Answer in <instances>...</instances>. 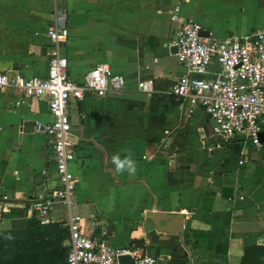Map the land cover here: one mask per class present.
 <instances>
[{"label": "crops", "instance_id": "obj_1", "mask_svg": "<svg viewBox=\"0 0 264 264\" xmlns=\"http://www.w3.org/2000/svg\"><path fill=\"white\" fill-rule=\"evenodd\" d=\"M196 21L213 39L242 37L264 27V0H0V73L44 77L53 51L46 28L67 30L58 53L78 81L98 64L122 75L126 87L102 98L69 100L75 159L73 214L85 235L106 234L111 247L139 248L161 264H238L244 247H264V144L221 143L202 110L188 112L168 94L185 74L167 48L168 11ZM152 80L153 92L135 89ZM0 88V213L26 209L53 185L52 153L41 132L50 122L46 100ZM130 157L135 171L118 172L113 156ZM46 171L45 175L41 172ZM40 180L35 184L34 180ZM6 196L3 200L1 197ZM69 215L66 207L65 221ZM80 212V213H79ZM181 217V231H156L152 219ZM19 219H0L8 230Z\"/></svg>", "mask_w": 264, "mask_h": 264}, {"label": "built area", "instance_id": "obj_2", "mask_svg": "<svg viewBox=\"0 0 264 264\" xmlns=\"http://www.w3.org/2000/svg\"><path fill=\"white\" fill-rule=\"evenodd\" d=\"M168 21L174 28L167 48L175 49L176 61L185 71L168 94L175 102L186 103L188 112L193 108L202 110L211 122V135L221 143L236 141L241 146L260 147L258 135L264 132V27L238 38L216 40L209 34L202 37L201 26L183 16L178 5L168 11ZM46 37L53 51L44 77H8L0 73V88H11L20 96L13 106L24 98H43L51 118L42 125L41 132L51 149L55 179L53 185L44 186L28 199V216L39 225H48L52 223L53 205L67 207L69 215L62 223L68 232L65 264H118L117 257L122 255L129 256L133 264H161L133 244L126 249L111 247L105 233L98 237L85 235L80 217L71 213L76 178L69 168L75 153L69 138L67 104L70 99L80 101L87 94L102 98L106 93L122 91L126 81L104 63L90 68L78 81L70 79L67 60L58 53V45L67 38L66 28L54 19L46 28ZM193 75L204 78H192ZM135 89L151 94L152 80L137 81ZM1 198L5 200L6 196Z\"/></svg>", "mask_w": 264, "mask_h": 264}, {"label": "trees", "instance_id": "obj_3", "mask_svg": "<svg viewBox=\"0 0 264 264\" xmlns=\"http://www.w3.org/2000/svg\"><path fill=\"white\" fill-rule=\"evenodd\" d=\"M25 212L0 213V219H19L11 229L0 230V264H65L67 249L62 244L68 240L67 229L62 223L39 225L32 217L26 218ZM238 264H264V247H244Z\"/></svg>", "mask_w": 264, "mask_h": 264}, {"label": "water", "instance_id": "obj_4", "mask_svg": "<svg viewBox=\"0 0 264 264\" xmlns=\"http://www.w3.org/2000/svg\"><path fill=\"white\" fill-rule=\"evenodd\" d=\"M199 35L202 37H206L207 33L206 31H199ZM171 51L175 53V49L172 48ZM192 78L196 79H202L204 78L203 76L200 75H193ZM258 142L260 145L264 144V132L259 133L258 135ZM40 178L36 177L34 182L37 184L39 182ZM171 224V232L173 233H179L181 231V217L179 215H172V214H167L164 219H152V224L156 231L159 232H165L168 231V224ZM64 248H67L68 246V241H64L62 244ZM118 264H133V261L131 258L127 255H122L117 257Z\"/></svg>", "mask_w": 264, "mask_h": 264}, {"label": "clouds", "instance_id": "obj_5", "mask_svg": "<svg viewBox=\"0 0 264 264\" xmlns=\"http://www.w3.org/2000/svg\"><path fill=\"white\" fill-rule=\"evenodd\" d=\"M113 163L116 166V170L118 172H123L125 170L132 173L135 171L134 169V161L130 157H126L123 160L120 159L119 155L113 156Z\"/></svg>", "mask_w": 264, "mask_h": 264}, {"label": "rangeland", "instance_id": "obj_6", "mask_svg": "<svg viewBox=\"0 0 264 264\" xmlns=\"http://www.w3.org/2000/svg\"><path fill=\"white\" fill-rule=\"evenodd\" d=\"M54 210H53V217L55 219H63L65 221V211H66V206H62V205H58V206H55L53 207ZM76 209V207L74 206L72 208V212L74 213V210ZM80 213V212H79ZM80 219L81 221H85V220H89L90 217L89 215H87L86 213H83L81 212V215H80Z\"/></svg>", "mask_w": 264, "mask_h": 264}]
</instances>
